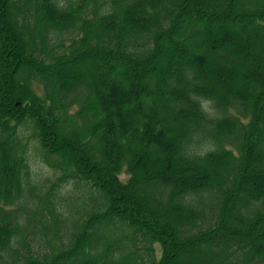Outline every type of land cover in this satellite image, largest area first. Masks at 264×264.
<instances>
[{"label":"trees","instance_id":"obj_1","mask_svg":"<svg viewBox=\"0 0 264 264\" xmlns=\"http://www.w3.org/2000/svg\"><path fill=\"white\" fill-rule=\"evenodd\" d=\"M253 43L264 0H0V264H264Z\"/></svg>","mask_w":264,"mask_h":264},{"label":"rangeland","instance_id":"obj_2","mask_svg":"<svg viewBox=\"0 0 264 264\" xmlns=\"http://www.w3.org/2000/svg\"><path fill=\"white\" fill-rule=\"evenodd\" d=\"M230 28L236 34L237 33H240L241 31H245L249 35L254 34L253 30L251 29V26H249V23H245L244 25H242L236 19L232 22V24L230 25ZM256 47H257V43H253V48L254 49H253L252 53L262 57V54H264V49L259 51V49H257ZM165 61H169V58L168 57H163V58L161 57L160 62H161L162 65H164ZM146 67L148 69L149 68V65H147ZM105 77L101 80L102 82H105L106 81L107 77L106 78ZM155 84L156 85H160L158 79L156 80ZM162 113H164L163 115H167V114H165V112H162ZM28 147H29L30 152L31 151L32 152L35 151V150L33 151V143L31 141H30ZM156 157L159 158V155L158 154H154L153 157H152V159L153 160H156ZM30 164H31V170L34 173L43 174V173H45L47 171L46 165L44 163H41V161L38 160V159H36V158H30ZM120 178L122 180H125L127 178V176L124 173H122V174H120Z\"/></svg>","mask_w":264,"mask_h":264}]
</instances>
